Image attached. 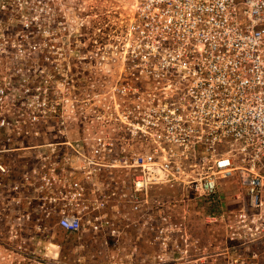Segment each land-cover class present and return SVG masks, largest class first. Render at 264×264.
<instances>
[{"label":"built area","instance_id":"built-area-1","mask_svg":"<svg viewBox=\"0 0 264 264\" xmlns=\"http://www.w3.org/2000/svg\"><path fill=\"white\" fill-rule=\"evenodd\" d=\"M63 1L0 0V264H264V0H130L86 56Z\"/></svg>","mask_w":264,"mask_h":264},{"label":"rangeland","instance_id":"rangeland-1","mask_svg":"<svg viewBox=\"0 0 264 264\" xmlns=\"http://www.w3.org/2000/svg\"><path fill=\"white\" fill-rule=\"evenodd\" d=\"M63 2H68L70 6L73 5L75 8L83 12L82 14H85L88 17L84 22L85 28L81 33L82 36L80 40L81 43L84 44L83 52L86 56L91 52L90 46L93 41H96V43L100 45L102 43H105L106 45L111 36H115L116 38L120 36L128 15V5L130 0H64ZM78 41L79 38L73 45L75 49H78V47H75L78 46ZM78 67L81 68L80 72L77 71L79 70ZM78 67L72 71L74 80L73 83L69 85H73V90H76L74 91V94L79 96L75 99L80 98L83 101V104L80 105V111H82L81 118H83L81 121L87 122L88 119H90L89 117L92 116L90 113L93 104V101H91L92 99L90 100L93 93L91 85H93L94 76L98 75V73H93L91 64L88 62L80 66L78 65ZM99 77H101L100 73ZM69 117L71 119L69 122L74 123V118L77 116L70 115ZM221 183L222 182H219V185H221ZM223 197L225 207H234L232 206L234 201L231 200V195L223 194Z\"/></svg>","mask_w":264,"mask_h":264}]
</instances>
